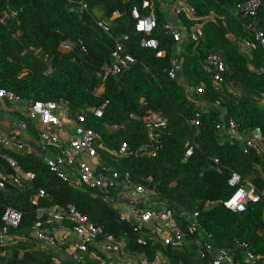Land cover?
<instances>
[{
    "label": "trees",
    "instance_id": "trees-1",
    "mask_svg": "<svg viewBox=\"0 0 264 264\" xmlns=\"http://www.w3.org/2000/svg\"><path fill=\"white\" fill-rule=\"evenodd\" d=\"M84 1L89 11H79L77 3L68 0H0V86L26 99L67 101L71 112L87 105L97 107L108 100L105 115L97 117L90 112L88 124L100 135L104 148L116 149L123 141L128 142L129 153L116 164L122 176L129 172L133 184L149 187L172 207L198 210L197 230L191 232L186 220L179 221L191 239H212L216 245L231 248L236 240L246 241L253 252L264 255V155L244 153L242 140L232 139L216 128L217 121L232 118L242 134L259 127L264 137V104L258 101L264 94V72L258 70L264 66V48L250 53L239 44L241 39L252 38L250 30L242 25L243 19L235 13L237 2L242 0H189L197 15L205 16L204 36L199 43L189 38L175 41L165 28L167 17L161 1L154 0L157 26L150 36L157 38L160 48L166 51L162 57L141 45L145 35L134 27L132 9L141 7L143 0ZM116 10L121 16L111 20ZM141 12L147 14L150 10L141 8ZM211 12L214 17L208 18ZM101 16L110 20L111 33L97 26L96 19ZM180 18L187 24L196 22H189L186 14ZM256 26L264 30V9L258 13ZM123 33L130 35L127 51L137 62L103 79V66L112 62L115 40ZM66 40L74 46L63 52L60 45ZM213 52L220 54L229 67L221 89L212 82L213 72L205 63ZM176 57L182 60L181 70L177 78H172L168 71ZM49 66L53 67L51 73H47ZM201 81L206 82V90L197 94L196 86ZM101 86L104 91L99 92ZM217 100L218 106L214 105ZM151 111L162 112L168 120L160 129L159 140L150 137L144 121ZM114 124L120 127L113 129ZM29 127L37 138L33 122ZM193 141L197 146L191 156L185 157L188 143ZM157 145L156 156L140 150L141 146L153 149ZM3 153L15 157L24 170L35 173L32 183L24 188L10 183L0 188V224L6 206L23 215L11 233L32 239L37 208L31 198L44 188L47 195L41 201L43 206L73 203L105 231L125 237L130 251L144 252L151 258L156 251H165L171 264H198L201 259L193 248L185 251L152 240L148 245L139 244L134 224L122 219V211L115 205L118 190L110 191L109 199L96 189L74 187L50 171L45 159L34 152L0 148V174L13 171ZM234 172L241 175L240 184L252 183L261 194L260 200L248 203L243 212L224 205L237 188L229 181ZM31 245L22 240L9 246L14 258L4 263L17 264L21 260L17 253ZM49 253L39 256L26 251L22 259L27 264H53V258L59 256ZM59 264L101 262L62 258Z\"/></svg>",
    "mask_w": 264,
    "mask_h": 264
},
{
    "label": "built area",
    "instance_id": "built-area-1",
    "mask_svg": "<svg viewBox=\"0 0 264 264\" xmlns=\"http://www.w3.org/2000/svg\"><path fill=\"white\" fill-rule=\"evenodd\" d=\"M70 3H77L79 11H89V5L84 0H68ZM175 7V14L181 16L186 14L190 20H195L194 24H180L177 27L169 22L165 23L167 32L172 35L173 39L181 42L184 38L199 43L204 36V17L196 13V8L192 6L189 0H179ZM142 9H149L150 12L145 14ZM261 9H264V0H242L237 2L235 13L243 19L242 25L250 30L252 38H245L239 41L241 47L252 53L259 47L264 48V30L258 29L257 16ZM16 14V12H13ZM121 16V12L116 10L111 16V20ZM132 16L135 19V30L143 33L145 36L141 39V45L144 48H150L157 51L158 56H164L166 51L160 48V42L157 38L150 36L157 26V17L154 10L153 0H143L141 7L135 6L132 9ZM214 13L208 16L213 18ZM97 26L104 32L111 33L112 24L110 20L101 16L96 19ZM130 40L128 33H123L116 38L115 47L112 51V62L103 66V79L110 74L121 73L128 69L131 64L137 62L136 57L127 51L126 44ZM73 42L70 40L63 41L60 48L63 52L73 49ZM48 58V54L45 55ZM181 61L174 58L169 68V75L177 78L181 70ZM206 66L213 72L212 82L217 89H221L226 81L228 64L225 59L218 53H210L205 59ZM259 72H264V66H261ZM53 67L49 66L47 73H51ZM206 82L201 81L196 86V93L205 92ZM10 100L16 103H24L26 110L25 118L15 119L8 133L0 131V148L17 151L20 153H33L36 150L35 144L39 145L42 150L48 149L45 161L50 171L55 172L65 182L74 187H87L96 189L98 192L106 193L105 196L110 198V191L118 190V206L126 202L129 211L121 214V218L131 221L134 224V231L138 235V243L148 245L152 240L153 243L161 242L163 246H172L176 248H185L189 240V234L181 228L179 221L186 220L189 230L198 229V210H188L184 207H172L167 201L159 198L153 199L157 195L154 190L143 185L142 183L133 184L129 180V172L122 176L116 168L129 153V144L123 141L116 149L104 148L103 143L99 141L100 135L88 124V115L91 112L97 117H103L109 101L106 100L102 105L84 106L76 112H71L69 104L64 100H33L26 99L13 91L7 90L0 86V107ZM258 101L264 104V94L258 97ZM214 105H220L217 100ZM131 117L137 118L135 113ZM224 118V116H221ZM144 121L149 129V135L154 140L160 139V129L165 127L168 120L162 112L151 111ZM33 122L37 138L25 136V130L29 128V123ZM39 124L42 128L39 127ZM196 124L199 121L196 120ZM118 124L113 125V129H118ZM216 128L227 134L232 139L243 141L244 153H256L264 155V137L261 129L254 128L247 134L240 132L239 124L234 119H223L216 123ZM197 143H188L186 156L193 154ZM158 145L153 149L148 146H141L143 154L156 156ZM101 148L105 150L101 152ZM53 150L52 155L49 153ZM37 151V150H36ZM35 151V152H36ZM34 152V153H35ZM42 152V151H41ZM36 154V153H35ZM10 164L13 171L0 174V188L4 189L7 183L13 184L19 188L29 185L35 178V173L22 168L18 160L6 153L1 154ZM37 155V154H36ZM214 162L219 164L217 157L213 158ZM220 169V168H219ZM242 177L239 173L234 172L229 181L232 185H238L233 194L224 202L225 206L233 211L242 212L247 208L248 203L258 202L261 194L257 187L252 183L246 185L240 184ZM110 193V194H109ZM131 193L133 194L132 199ZM47 192L44 188H39L32 196L31 202L36 206V220L33 225L32 239L22 235L12 234L10 230L19 226L22 220V212L11 206H6L1 216L0 224V246L15 244L24 240L32 245L26 247L24 252L19 253L17 264H27L22 256L26 251L55 252L58 256L62 245H66L67 240L58 238L49 231V228L61 230L70 227L77 236L78 240L71 243L73 249L71 259L78 261L90 260L99 257L95 248L99 247L102 252L114 254L119 253L127 257V260L134 261L132 264H167V259L156 251L154 257H149L144 252L130 251L127 248L125 237H117L113 233L105 231L104 227L92 221L88 214L81 212L73 203L67 205L43 206L41 201L46 197ZM96 195V193H94ZM153 201V206H140L143 199ZM159 197V196H158ZM112 199V198H111ZM144 203V202H143ZM147 223L152 226L149 228ZM264 231V229H263ZM205 238L207 236L205 235ZM208 238H211L210 236ZM197 241V255L204 259L208 264H264V255L256 254L252 251L246 241L236 240L235 247H225L216 245L212 239ZM1 252V251H0ZM6 256V254H5ZM0 257H4L1 256ZM95 257V258H94ZM12 257L6 259L9 262ZM53 264L60 263V257H54ZM0 264H7L0 262ZM36 264V263H28ZM114 264V263H110Z\"/></svg>",
    "mask_w": 264,
    "mask_h": 264
},
{
    "label": "crops",
    "instance_id": "crops-1",
    "mask_svg": "<svg viewBox=\"0 0 264 264\" xmlns=\"http://www.w3.org/2000/svg\"><path fill=\"white\" fill-rule=\"evenodd\" d=\"M160 1H161L163 10L165 12V15L167 17V21L166 22H169V23H171L173 25H176L177 27H181L180 26L181 23L182 24H187V23L184 22L183 19L180 18V16L175 14V7L180 2L179 0H160ZM191 5L194 6L193 4H191ZM170 16H172V18H169ZM186 18L189 20V22L191 21L187 17V15H186ZM192 24H194V23H192ZM233 38H235V36ZM176 58H178V57H176ZM98 91L99 92L104 91V87L101 86ZM7 102H9V103L7 104ZM13 103H16V102L7 100L6 104L3 107H0V131L1 132L8 133L10 131V129L12 127V124L15 121V119H22L23 118V114H24V112L26 110V108H25L26 106L24 105V103H21L22 106H18V107L17 106H12ZM205 107H208V106L206 105ZM24 134H25V136L27 138L31 137V139H33V140L36 138V137H34L33 131L31 132L30 127L27 130H25ZM35 146H36V150L37 151L35 150L36 152L35 151L34 152L38 156H41V157H43L45 159L46 155L48 154V149L42 150L39 147V145H37V144H35ZM49 153L52 155V153H54V151L51 149L49 151ZM132 197H133V194L131 193V197L129 199L131 200ZM155 199H159L158 195H153V199L152 200H155ZM148 205L153 206V201H151V203L148 204ZM116 207H119L123 213H126V212L129 211V206H128V204L126 202L122 203L121 206L118 205ZM147 226L149 228H151L152 225L150 223H147ZM49 231L52 232L53 235H56L58 238L65 239V240H67L70 243V244H68L66 242V245H62V248H61L60 254H59L60 259H62V258H66V259L67 258H71L72 257V252H73V249L71 247V243L78 240L77 236L72 231V229L68 226V227H65V228H63L61 230H59V229L54 230V228H49ZM192 248L197 253V241H196V239L189 238L187 246L185 248H183V249L185 251H187V250H190ZM95 250H96L97 254L99 255V257H96V258L94 257L95 258L94 260H99L101 262V264H110V263H114V264H132V263H136L137 262V260L129 261V260H127L126 256H123V255H121L119 253H114V254L111 253V254H109V253L102 252L99 247L95 248ZM159 253L161 254V256H164L167 259V264H171V258L169 257V254H166L165 251L164 252L161 251ZM5 254H6V250H3V251L0 252L1 256H5ZM197 262H198V264H208L202 258L199 259Z\"/></svg>",
    "mask_w": 264,
    "mask_h": 264
},
{
    "label": "clouds",
    "instance_id": "clouds-1",
    "mask_svg": "<svg viewBox=\"0 0 264 264\" xmlns=\"http://www.w3.org/2000/svg\"><path fill=\"white\" fill-rule=\"evenodd\" d=\"M244 51H245V50H244ZM249 54H250V53H249ZM216 164H217V163H216ZM237 186H238V185H237ZM236 189H237V188H236ZM232 194H233V193H232ZM232 194H231V195H232ZM231 195H230V196H231ZM230 196H229V197H230ZM229 197H228V198H229ZM228 198H227V199H228ZM227 199H226V200H227ZM226 200H225V201H226ZM225 201H224V202H225ZM224 205H225V204H224ZM242 212H243V211H242ZM12 234H13V233H12ZM18 235H19V234H18ZM21 241H22V240H21ZM19 242H20V241L16 242L15 244H17V243H19ZM11 245H13V244H7V245H4V246H0V251L6 250V256H4V257H0V262H5V260L8 259V258H10V257L14 258L13 254H12L11 252H9V246H11ZM21 252H22V251H20L19 253H21ZM19 253H17V255H16L17 258H18ZM22 257H23V256H22Z\"/></svg>",
    "mask_w": 264,
    "mask_h": 264
},
{
    "label": "rangeland",
    "instance_id": "rangeland-1",
    "mask_svg": "<svg viewBox=\"0 0 264 264\" xmlns=\"http://www.w3.org/2000/svg\"><path fill=\"white\" fill-rule=\"evenodd\" d=\"M162 10H163V9H162ZM169 18H172V16H170ZM234 18H235V17H234ZM235 19H236V18H235ZM8 103H9V102H7V104H8ZM12 106H17V107H18V106H22V105H21V103H13ZM39 127L42 128L40 124H39ZM111 198H112V196H110L109 199H111ZM143 202H144V203H143ZM150 203H151V197H150L149 199H146V200L143 199L142 202L139 203V205H140V206H145V205H148V204H150ZM49 254H50L49 252L39 253V256H49Z\"/></svg>",
    "mask_w": 264,
    "mask_h": 264
}]
</instances>
